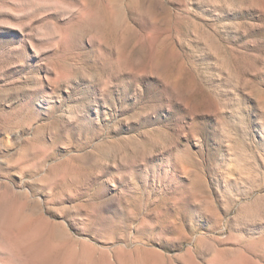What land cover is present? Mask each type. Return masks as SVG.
I'll list each match as a JSON object with an SVG mask.
<instances>
[{
	"label": "rangeland",
	"instance_id": "1",
	"mask_svg": "<svg viewBox=\"0 0 264 264\" xmlns=\"http://www.w3.org/2000/svg\"><path fill=\"white\" fill-rule=\"evenodd\" d=\"M0 264H264V0H0Z\"/></svg>",
	"mask_w": 264,
	"mask_h": 264
}]
</instances>
